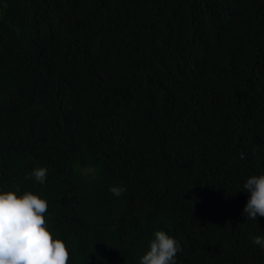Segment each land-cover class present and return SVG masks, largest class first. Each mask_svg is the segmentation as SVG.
<instances>
[{
  "label": "trees",
  "instance_id": "obj_1",
  "mask_svg": "<svg viewBox=\"0 0 264 264\" xmlns=\"http://www.w3.org/2000/svg\"><path fill=\"white\" fill-rule=\"evenodd\" d=\"M253 175L264 0H0V191L47 201L68 264H139L158 230L176 264L254 263Z\"/></svg>",
  "mask_w": 264,
  "mask_h": 264
},
{
  "label": "clouds",
  "instance_id": "obj_2",
  "mask_svg": "<svg viewBox=\"0 0 264 264\" xmlns=\"http://www.w3.org/2000/svg\"><path fill=\"white\" fill-rule=\"evenodd\" d=\"M48 169H34L30 177L43 184ZM243 188L250 194L243 212L249 219L264 218V175H253ZM18 191V189H17ZM17 191H0V264H68L70 253L65 242L54 238L47 226L45 214L48 203L32 192L17 195ZM119 197L124 189L111 187ZM256 245L264 248V237H252ZM181 251L179 243L163 230L154 233L149 250L139 264H176L175 257ZM263 257L249 264H259Z\"/></svg>",
  "mask_w": 264,
  "mask_h": 264
}]
</instances>
